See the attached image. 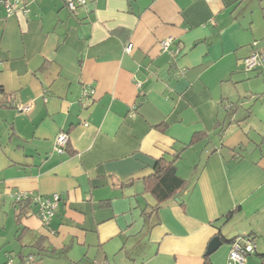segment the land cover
Instances as JSON below:
<instances>
[{
  "label": "crops",
  "instance_id": "0c3cea01",
  "mask_svg": "<svg viewBox=\"0 0 264 264\" xmlns=\"http://www.w3.org/2000/svg\"><path fill=\"white\" fill-rule=\"evenodd\" d=\"M21 3L27 11L0 5V206L12 213L0 264L29 254V264H204L215 235L222 244L207 256L228 264L231 239L249 234L244 264H264V66L241 72L243 57L264 53V0H95L75 12L63 0ZM166 38L178 53L161 48ZM60 131L70 139L59 154ZM178 151L186 187L142 216L155 203L143 177ZM15 191L59 194L49 222L35 205L17 222Z\"/></svg>",
  "mask_w": 264,
  "mask_h": 264
},
{
  "label": "built area",
  "instance_id": "2783aa9c",
  "mask_svg": "<svg viewBox=\"0 0 264 264\" xmlns=\"http://www.w3.org/2000/svg\"><path fill=\"white\" fill-rule=\"evenodd\" d=\"M95 0H63L64 5L71 12H75L78 7L85 6L89 2H94ZM21 0H0V5L5 9L7 13H14L20 9L19 4ZM21 9L27 11L25 5L21 6ZM172 38H166L161 40L160 46L163 50H169L171 54L178 53V49H169ZM132 49V43H127L125 46L126 51ZM264 61V53L257 50H253L250 55L246 56L242 60L243 67L246 70H253L258 68ZM185 69L181 70V73H185ZM140 85V81H137ZM93 96L92 89H83L81 98L88 100ZM31 104H25L21 106V110L28 111L31 108ZM69 142V135L65 131H60L54 142V150L58 153H62ZM14 201H28L34 204L37 208L36 213L40 217L43 224H47L50 218L54 214V210L59 201V194L54 193L52 196H41L39 194H33L28 191H15L12 195ZM255 250V243L252 237L239 236L237 237L230 246L228 253V264H244L248 255L252 254ZM31 257L26 260V263H30ZM97 263V262H96ZM6 264H11V260L7 261Z\"/></svg>",
  "mask_w": 264,
  "mask_h": 264
},
{
  "label": "trees",
  "instance_id": "16d2710c",
  "mask_svg": "<svg viewBox=\"0 0 264 264\" xmlns=\"http://www.w3.org/2000/svg\"><path fill=\"white\" fill-rule=\"evenodd\" d=\"M21 2H22V0H21ZM20 4H19L20 5L19 7L23 6L22 3H20ZM250 53L248 55H250ZM245 57H243L242 60ZM261 96H264V92L261 95L257 96V98H260ZM229 105H230L229 108H231V109H234V107L240 106V105L238 106V104H235L234 102H230ZM220 124H222V123H220ZM220 124L218 123L216 125V128H217L216 134H219L221 136V134L223 132V127ZM205 137H208V134L204 131L194 133L192 135L189 143L186 144L183 147V149L185 147L193 144V143H196V142L204 139ZM67 147H68V144L62 153H64L66 151ZM234 149H236V148H233V150ZM180 153H181V151H178L177 153H175L174 159H171V160H168L164 157H160L159 159H156L154 161L152 171L143 177L144 190H145V192L150 193L153 196L155 203L153 205H150V206L147 205L145 207H142L140 209L142 216L150 217L151 215L157 213L158 209L166 201L176 197L177 194L186 187L188 181L178 175L176 164H175V159L180 156ZM132 179H133V177H130L127 180L129 182H131ZM13 204L19 207V210L16 213V221L17 222H19V219L21 218V216L26 215L28 213V211H30L32 209V207L34 206V204H31L28 201H17V202L14 201ZM36 210H37V208H36ZM235 210L236 209L230 210L226 214L225 218L229 219L233 215ZM22 229L23 228H21L20 230H22ZM19 235H20V233L18 234V236ZM245 236L252 237L251 234L245 235ZM236 238L231 239L230 242L232 243ZM31 255H34V254H29V255H27V257H30ZM208 257L209 256H207V255L204 256V264H212ZM27 264H29V263H27Z\"/></svg>",
  "mask_w": 264,
  "mask_h": 264
},
{
  "label": "rangeland",
  "instance_id": "374dc122",
  "mask_svg": "<svg viewBox=\"0 0 264 264\" xmlns=\"http://www.w3.org/2000/svg\"><path fill=\"white\" fill-rule=\"evenodd\" d=\"M80 7H82V6H80ZM80 7H78V8H80ZM261 66H264V61L262 62V64L258 68H262ZM263 71H264V69H263ZM241 72L245 76H247V74H251V73L254 74L257 71L254 70V69L253 70H246L243 67V65H242ZM261 74H263L262 77H261V75H259V76L262 78L261 80H263V82H264V72H262ZM259 76H256V77H259ZM258 80H260V79H258V78L245 79L243 82L238 83V91H240L241 96H239L235 91H233L234 94H235V96L233 98L234 103L235 104H238V106H239L241 104V100H244L245 99V96H244V93L245 92H242V89H244L245 86L248 88V83L249 82H255V81L258 82ZM231 88L233 89L232 86H231ZM247 102H249V101L247 100ZM252 102H253V99L249 103L251 104ZM257 106H259V102L252 103V110L254 111ZM232 113H235V111H233ZM237 116H238V113H237ZM1 208L2 207L0 206V234L1 235H4L9 230L10 224L12 222V213H11L10 210L8 212L6 210V212L8 213V214H6V212H3V210H1ZM147 242L148 241H147V236H146L144 239H142V241L140 242V244L137 245V247H136L138 250H142V251H143V249L145 250V252L140 253L141 255H144L145 256V253L149 250V246L147 245ZM122 257H124V256H113V258H110L109 261L108 260H105V261L102 260V261H97V263H95V261H94V264H98V263L99 264H115L116 262H119L120 261V258H122ZM113 259H115V260H113ZM36 260L38 261L39 258L37 257ZM78 264H87V262H86L85 259H83ZM90 264H93V262H90Z\"/></svg>",
  "mask_w": 264,
  "mask_h": 264
},
{
  "label": "water",
  "instance_id": "95a60500",
  "mask_svg": "<svg viewBox=\"0 0 264 264\" xmlns=\"http://www.w3.org/2000/svg\"><path fill=\"white\" fill-rule=\"evenodd\" d=\"M222 244V240L219 235H215L208 243L206 254H211L212 252L216 251L219 246Z\"/></svg>",
  "mask_w": 264,
  "mask_h": 264
}]
</instances>
